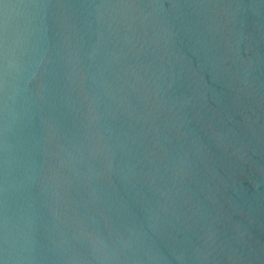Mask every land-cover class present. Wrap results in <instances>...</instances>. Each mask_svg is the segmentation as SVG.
Returning <instances> with one entry per match:
<instances>
[{
    "label": "water",
    "instance_id": "1",
    "mask_svg": "<svg viewBox=\"0 0 264 264\" xmlns=\"http://www.w3.org/2000/svg\"><path fill=\"white\" fill-rule=\"evenodd\" d=\"M0 259L264 264V0H2Z\"/></svg>",
    "mask_w": 264,
    "mask_h": 264
},
{
    "label": "snow or ice",
    "instance_id": "2",
    "mask_svg": "<svg viewBox=\"0 0 264 264\" xmlns=\"http://www.w3.org/2000/svg\"><path fill=\"white\" fill-rule=\"evenodd\" d=\"M0 3H2V0H0ZM0 264H5V261L3 259H0Z\"/></svg>",
    "mask_w": 264,
    "mask_h": 264
}]
</instances>
